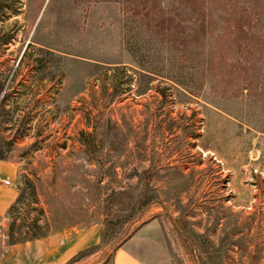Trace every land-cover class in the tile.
I'll list each match as a JSON object with an SVG mask.
<instances>
[{
  "label": "rangeland",
  "instance_id": "obj_1",
  "mask_svg": "<svg viewBox=\"0 0 264 264\" xmlns=\"http://www.w3.org/2000/svg\"><path fill=\"white\" fill-rule=\"evenodd\" d=\"M5 167L49 235L0 264H264V0H0Z\"/></svg>",
  "mask_w": 264,
  "mask_h": 264
},
{
  "label": "trees",
  "instance_id": "obj_2",
  "mask_svg": "<svg viewBox=\"0 0 264 264\" xmlns=\"http://www.w3.org/2000/svg\"><path fill=\"white\" fill-rule=\"evenodd\" d=\"M3 218L8 219V225L3 234L8 246L32 242L49 235L46 212L40 204L34 182L27 177L25 187L21 189L5 215L0 216V222ZM90 249L81 250L77 254H85Z\"/></svg>",
  "mask_w": 264,
  "mask_h": 264
},
{
  "label": "crops",
  "instance_id": "obj_3",
  "mask_svg": "<svg viewBox=\"0 0 264 264\" xmlns=\"http://www.w3.org/2000/svg\"><path fill=\"white\" fill-rule=\"evenodd\" d=\"M6 177L11 179L12 173L11 171L5 167V172H3ZM16 192L12 190L5 189L3 184L0 183V215L3 214L8 206L12 203L14 198L16 197ZM96 241V232L91 229H84L72 238L69 242H67L61 250H59L58 258L67 259L71 255L75 254L76 252L84 249V247L88 246L91 243ZM133 238L128 240L122 247H120L115 254L116 260L115 264H145L140 256L133 251L125 250L124 247H130Z\"/></svg>",
  "mask_w": 264,
  "mask_h": 264
},
{
  "label": "built area",
  "instance_id": "obj_4",
  "mask_svg": "<svg viewBox=\"0 0 264 264\" xmlns=\"http://www.w3.org/2000/svg\"><path fill=\"white\" fill-rule=\"evenodd\" d=\"M0 183L5 184V185H11L12 180L9 179L8 177L4 176L1 169H0Z\"/></svg>",
  "mask_w": 264,
  "mask_h": 264
}]
</instances>
